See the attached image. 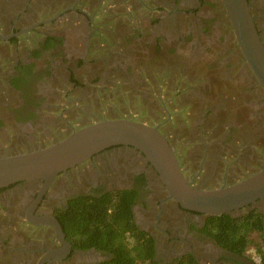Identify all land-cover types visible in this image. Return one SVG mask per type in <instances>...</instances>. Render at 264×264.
<instances>
[{
  "label": "flooded vegetation",
  "instance_id": "flooded-vegetation-1",
  "mask_svg": "<svg viewBox=\"0 0 264 264\" xmlns=\"http://www.w3.org/2000/svg\"><path fill=\"white\" fill-rule=\"evenodd\" d=\"M246 1L264 45V0ZM109 12L121 18L112 17L118 30L110 35L100 16ZM133 15L144 36L130 33ZM9 35L0 38V156L49 146L98 121L130 119L158 128L192 188L227 187L264 168V92L221 0H0V36ZM113 192L132 197L133 225L154 240L155 264L188 256L250 264L205 233L208 216L169 199L144 154L128 146L93 155L45 189L41 180L1 188L0 264L110 262L89 231L75 241L67 229L73 201ZM254 205L264 215V197Z\"/></svg>",
  "mask_w": 264,
  "mask_h": 264
},
{
  "label": "water",
  "instance_id": "water-1",
  "mask_svg": "<svg viewBox=\"0 0 264 264\" xmlns=\"http://www.w3.org/2000/svg\"><path fill=\"white\" fill-rule=\"evenodd\" d=\"M237 46L246 65L264 92V45L256 31L246 0H221ZM60 14L22 29L15 36L35 26L48 24ZM9 36H0L8 40ZM114 146L132 147L144 154L158 173L168 198L181 209L205 216L238 217L243 209L255 207L264 197V168L251 177L210 190L192 188L184 178L178 160L157 127L130 119L102 120L73 130L64 139L49 146L24 153L0 156V189L30 181H43L45 189L60 173ZM58 234L60 228L55 223Z\"/></svg>",
  "mask_w": 264,
  "mask_h": 264
},
{
  "label": "trees",
  "instance_id": "trees-1",
  "mask_svg": "<svg viewBox=\"0 0 264 264\" xmlns=\"http://www.w3.org/2000/svg\"><path fill=\"white\" fill-rule=\"evenodd\" d=\"M129 197L124 192L106 193L99 199L73 201L69 211L68 235L80 240L84 231L90 232L89 242L112 253L106 264H155L154 240L144 233L139 234L132 222ZM204 231L215 243L229 254L242 258L251 264H264L263 214L254 208L238 217L230 215L210 216L204 224ZM127 233L133 239L128 241ZM86 237V236H84ZM254 247V255H246L248 248ZM257 258V262L253 260ZM225 263V262H223ZM230 264H245L234 258ZM179 264H198L188 256Z\"/></svg>",
  "mask_w": 264,
  "mask_h": 264
},
{
  "label": "rangeland",
  "instance_id": "rangeland-1",
  "mask_svg": "<svg viewBox=\"0 0 264 264\" xmlns=\"http://www.w3.org/2000/svg\"><path fill=\"white\" fill-rule=\"evenodd\" d=\"M110 6H108V7H106L105 9H104V13L106 12H108V10H110V9H112V8H109ZM125 12H127V11H122V12H116V13H113V14H121V13H125ZM104 13H101V15L100 16H106V17H108L107 18V24H106V29H105V31H104V33H106V34H113V32L112 31H117L118 29H116L115 27H116V21H120L121 20V18H120V15L119 16H114L112 13H110V14H104ZM103 17H102V19H103ZM112 17H116V21L115 20H111L112 19ZM129 18H131V17H129ZM135 18H136V16L135 15H133L132 16V20H133V23H134V26H133V28H131V29H133L132 30V32L130 31V33L132 34V36L134 37V34H133V31L134 30H138V36H140V35H142V36H144V27H141L140 25V23L142 22V21H139V22H137L136 20H135ZM107 29H108V31H107ZM130 30V29H129ZM103 34V33H102ZM132 36H130V38H129V43H130V45L132 46V45H134L135 43H134V41H132L133 39L131 38ZM137 36V37H138ZM103 38H104V36H103ZM136 41H138L139 42V40H136ZM135 41V42H136ZM102 43H105V42H103V41H101ZM119 44L118 43H114V48H113V50H116V48L117 47H115V46H118ZM143 47V46H142ZM118 48H120V47H118ZM104 49H105V47H104ZM106 49H109L108 47L106 48ZM101 50V49H100ZM92 55H94V54H92ZM212 94V93H211ZM214 96H215V94L213 95L212 94V97L214 98ZM83 105H84V102H83ZM240 111V113L241 114H243V112H242V110L240 109L239 110ZM245 111V110H244ZM242 117V119L245 121L246 119H244V116H241ZM243 120H241V119H237V118H235V121H236V123L238 124V123H242L243 122ZM11 130L9 129V136L11 135ZM246 255H248L249 257L250 256H253L254 255V247H252V246H250L249 248H248V250L246 251ZM253 260L254 261H258L257 260V258H255V257H253ZM225 263H223V264H230V263H226V261H224ZM214 264V263H213ZM216 264V263H215ZM251 264V263H250Z\"/></svg>",
  "mask_w": 264,
  "mask_h": 264
},
{
  "label": "crops",
  "instance_id": "crops-1",
  "mask_svg": "<svg viewBox=\"0 0 264 264\" xmlns=\"http://www.w3.org/2000/svg\"><path fill=\"white\" fill-rule=\"evenodd\" d=\"M264 216V215H263ZM263 225H264V223H263Z\"/></svg>",
  "mask_w": 264,
  "mask_h": 264
}]
</instances>
